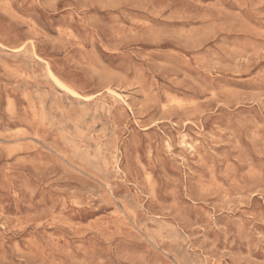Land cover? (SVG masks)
Listing matches in <instances>:
<instances>
[{"label":"rangeland","instance_id":"rangeland-1","mask_svg":"<svg viewBox=\"0 0 264 264\" xmlns=\"http://www.w3.org/2000/svg\"><path fill=\"white\" fill-rule=\"evenodd\" d=\"M0 139V264H264V0H0Z\"/></svg>","mask_w":264,"mask_h":264},{"label":"bare ground","instance_id":"bare-ground-1","mask_svg":"<svg viewBox=\"0 0 264 264\" xmlns=\"http://www.w3.org/2000/svg\"><path fill=\"white\" fill-rule=\"evenodd\" d=\"M149 1V0H148ZM67 35V34H66ZM68 36H69V34H68ZM74 36V35H73ZM24 44V43H23ZM37 57V56H36ZM51 77H53V79H54V81L57 83V84H59V85H61V87H63V84L61 83V81L52 73V76ZM35 82V81H34ZM171 100V99H170ZM174 104V103H173ZM179 107V106H178ZM6 111V110H5ZM29 137V136H28ZM32 138V137H31ZM1 140V139H0ZM4 141V140H3ZM43 142V141H42ZM182 142V141H181ZM168 145V144H167ZM44 146V145H43ZM168 146H170V145H168ZM200 146V145H199ZM52 148V147H51ZM5 153V152H4ZM75 168V167H74ZM81 169V168H80ZM248 171V170H247ZM250 173V172H249ZM250 175V174H249ZM252 175V174H251ZM147 177V176H146ZM152 192V191H151ZM83 260V259H82Z\"/></svg>","mask_w":264,"mask_h":264}]
</instances>
